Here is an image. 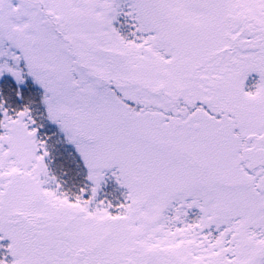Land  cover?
Masks as SVG:
<instances>
[{
  "label": "snow or ice",
  "instance_id": "snow-or-ice-1",
  "mask_svg": "<svg viewBox=\"0 0 264 264\" xmlns=\"http://www.w3.org/2000/svg\"><path fill=\"white\" fill-rule=\"evenodd\" d=\"M0 264H264V0H0Z\"/></svg>",
  "mask_w": 264,
  "mask_h": 264
}]
</instances>
